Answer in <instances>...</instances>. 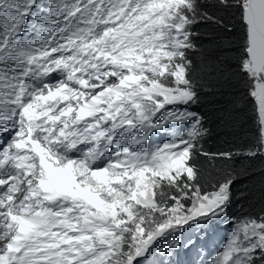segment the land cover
I'll return each mask as SVG.
<instances>
[{"label":"snow or ice","instance_id":"6c2138e0","mask_svg":"<svg viewBox=\"0 0 264 264\" xmlns=\"http://www.w3.org/2000/svg\"><path fill=\"white\" fill-rule=\"evenodd\" d=\"M219 2L264 155V0ZM212 19L202 0H0V264H161L159 239L230 219L238 173L209 190L191 163L189 53ZM231 220L211 264H264V216Z\"/></svg>","mask_w":264,"mask_h":264},{"label":"trees","instance_id":"16d2710c","mask_svg":"<svg viewBox=\"0 0 264 264\" xmlns=\"http://www.w3.org/2000/svg\"><path fill=\"white\" fill-rule=\"evenodd\" d=\"M202 4L214 19L193 26L197 35L196 48L189 53L193 61L190 76L199 99L191 110L203 118L205 132L191 163L199 169L201 185L209 190L234 169L238 179L229 213L237 220L264 216V155H248L259 147L258 116L236 67L241 24L235 10L222 7L219 0H202ZM224 152L231 153V159L218 155Z\"/></svg>","mask_w":264,"mask_h":264},{"label":"bare ground","instance_id":"6f19581e","mask_svg":"<svg viewBox=\"0 0 264 264\" xmlns=\"http://www.w3.org/2000/svg\"><path fill=\"white\" fill-rule=\"evenodd\" d=\"M7 134H5L6 136ZM2 142V141H0ZM229 220H220L213 227L208 230V234L205 236L204 241H199L204 233V230L194 229L187 232L177 234L181 241H188L187 247L183 245L179 248L173 249L169 243L165 242L163 238L159 239L156 243L160 245L158 250L149 260H172L174 264H211L213 258L219 254L227 243L233 232V222L230 213H228ZM237 220V219H236ZM240 220V219H239ZM237 220V221H239ZM197 231H201L200 235H195ZM198 244V246H192V244ZM191 245V246H190ZM204 250L199 252V249ZM208 254V256H207ZM143 259V258H141Z\"/></svg>","mask_w":264,"mask_h":264},{"label":"rangeland","instance_id":"374dc122","mask_svg":"<svg viewBox=\"0 0 264 264\" xmlns=\"http://www.w3.org/2000/svg\"><path fill=\"white\" fill-rule=\"evenodd\" d=\"M259 122V121H258ZM260 141H261V126H260V124H259V143H258V145H260Z\"/></svg>","mask_w":264,"mask_h":264}]
</instances>
